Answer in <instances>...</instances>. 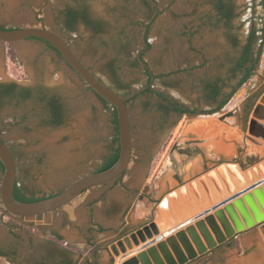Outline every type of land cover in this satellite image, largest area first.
Segmentation results:
<instances>
[{
	"label": "rangeland",
	"instance_id": "374dc122",
	"mask_svg": "<svg viewBox=\"0 0 264 264\" xmlns=\"http://www.w3.org/2000/svg\"><path fill=\"white\" fill-rule=\"evenodd\" d=\"M145 1L151 0H87L90 15L104 22L105 31L98 35L84 25L74 33L64 27L61 10L75 0H0V23L12 28L45 26L63 33L95 75L109 82L106 64L118 55L113 40L129 42L132 58L145 47L144 27L139 25L146 21L149 10ZM238 1L245 4L249 0ZM156 2L160 11L148 36L151 48L144 56L155 73L193 68L203 62V53L211 59L220 54L225 42L222 30L199 29L193 14L203 8L202 0ZM247 15L248 11L243 14ZM188 31L195 32L196 51L191 50L185 36ZM12 47L17 53L15 59L10 55ZM120 58L119 74L130 82L132 90L148 82L144 65L132 67L125 52ZM209 72H216V68L198 67L192 75L173 73L154 85L187 105L208 110L215 104L204 96L199 78ZM0 82L50 86L67 107L65 121L58 126L43 123L42 105L33 101H14L0 110V138L15 151L17 179L28 190L38 195L58 193L95 171L111 152L113 108L46 42L33 38L12 44L0 41ZM263 91L264 55L252 79L213 114H172L160 127L155 119L159 114L145 112L144 107L148 101L157 102L158 97H139L130 104L134 148L126 174L87 189L76 199V208L68 205L43 215L22 217L6 212L0 204V243H16L19 251L35 258L36 249L55 247L74 246L82 254L91 246L87 238H92L101 246L100 261L116 264L119 257L111 249L113 242L152 220L159 227L163 220L168 223L159 201L179 188L178 176L186 184L220 162L248 166L257 159L254 150L263 151L264 141L249 133V121ZM2 177L0 166V187ZM183 205L185 215L180 221L192 214ZM199 205L195 211L201 210ZM51 231L60 233L64 239L59 243L69 241L68 246H40L45 240L43 233L55 238ZM26 260L24 264H31ZM188 264H264V223L238 233Z\"/></svg>",
	"mask_w": 264,
	"mask_h": 264
},
{
	"label": "water",
	"instance_id": "95a60500",
	"mask_svg": "<svg viewBox=\"0 0 264 264\" xmlns=\"http://www.w3.org/2000/svg\"><path fill=\"white\" fill-rule=\"evenodd\" d=\"M155 18L156 15L145 25L142 35L145 47L138 52V58L149 70L151 80L126 95L118 93L100 80L76 53L68 39L58 31L45 26L4 28L0 25L2 42L16 43L24 39L37 38L49 43L96 93L115 107L121 149L119 158L109 168L83 175L54 195L36 201H22L15 195L17 159L11 147L0 138V162L4 167L0 196L8 213L32 217L52 212L76 199L86 189L114 181L128 171L134 148L128 101L148 88H156L154 84L157 75L144 57L151 48L148 33ZM262 104L264 93L255 104L249 121V133L258 136L263 134L260 131L263 125L258 121L259 118L264 119V114L259 112ZM256 126L260 128L256 129ZM222 164L223 162L219 163L217 170H220ZM226 165L229 166L230 163ZM240 166L244 168L242 164ZM211 170H208L206 175L213 180L219 190H223L221 195L218 194L219 200L215 195L211 197L207 195L206 205L205 197L196 191L199 203L203 206L201 210L191 209L192 214L183 217L181 221L172 218L173 226L163 231L158 223L152 220L113 242L111 249L119 257L120 264H188L237 236L238 233L264 222V160L246 168V180L233 189L220 186ZM178 178L182 184L181 178L179 176ZM205 179V173L198 176V180L207 186ZM194 180L189 183L193 184ZM0 264L15 263L0 256Z\"/></svg>",
	"mask_w": 264,
	"mask_h": 264
},
{
	"label": "trees",
	"instance_id": "16d2710c",
	"mask_svg": "<svg viewBox=\"0 0 264 264\" xmlns=\"http://www.w3.org/2000/svg\"><path fill=\"white\" fill-rule=\"evenodd\" d=\"M145 3L149 9L147 12L146 21L141 22L140 24L138 23L143 27H145L147 22L158 11L156 0L145 1ZM201 6H203L201 10L196 9L193 11V14L197 15L196 19L199 22L198 28H207L212 31L222 30L225 41L223 50L217 57L213 59L209 58L206 53H203V62L193 68L182 67L178 71H173L170 73H156V75L157 81H159L160 79H163L164 77L173 73L183 72L192 75L193 69L195 68L209 66V69H213V67H215L216 72L206 73L204 76L199 78L201 91L211 103L215 104V106L208 110H201L199 107L187 105L179 99L156 88H148L128 101L130 109V104L141 96H157V102L148 101L145 103L144 107L145 112L154 111L159 114V117L155 116V119L157 120L160 127L165 126L167 120L172 114H177L178 116H182L184 114H213L216 111L221 110L237 94L239 89L245 83L250 81L256 74L261 63V59L264 55V0H249L245 4L238 3V0H202ZM247 11L248 15L243 16V14ZM154 20L150 24L149 32ZM63 24L70 33L77 32L79 30L80 24H84L87 28L92 30L94 34L97 35L105 31L103 21L94 20L91 18L89 12V3L87 0H75V4H67L66 8L63 10ZM245 27L247 31L244 33L243 29ZM194 34L195 32L191 31L185 32V36H187L191 50L196 51V48L193 45ZM68 41L72 45L70 39H68ZM47 44L51 46L49 43ZM113 45L118 55L110 58L106 64L110 75L109 82L103 81L100 77L98 78H100V80L106 83L113 90L120 94L126 95L129 94L132 89L130 82L123 79L119 74L118 66L121 62V54L124 52L127 54L132 67H140L143 66V64L140 62L138 56L132 58L133 54L129 50V42H125L122 40V38H118V40H113ZM10 55L12 59H15L17 56V53L13 47L10 50ZM143 67L145 69V73L148 76L149 82L151 80V74L145 66ZM1 85L0 110L7 103L14 101H33L42 105L43 123L58 126L65 121L67 107L60 96H48L39 89H34V87H23L17 82L2 83ZM96 94L107 106L113 108L112 123L114 124V146L111 149V152L104 158L101 165L95 170L101 171L109 168L117 161L121 149L117 111L110 102H108L98 93ZM0 166L2 172H4V167L1 162ZM122 176H120L118 179L122 178ZM54 194L55 193L38 195L35 192L28 190L25 186L21 185L17 179L15 195L22 201H36ZM0 204H2L1 200ZM5 211L7 212L6 209ZM99 227L102 229L101 225H99ZM90 230H92V227ZM89 243L91 245V252L95 258H98V253L101 246H97V243L93 242V240H91ZM68 247L67 249L70 251H77V248L74 246ZM0 255L7 256L12 262H15L16 260L15 257L10 256L3 251H0ZM94 263L98 264L97 260L87 261V264ZM68 264H72V261H69Z\"/></svg>",
	"mask_w": 264,
	"mask_h": 264
},
{
	"label": "bare ground",
	"instance_id": "6f19581e",
	"mask_svg": "<svg viewBox=\"0 0 264 264\" xmlns=\"http://www.w3.org/2000/svg\"><path fill=\"white\" fill-rule=\"evenodd\" d=\"M263 106L264 104H262V107ZM262 107L259 111L260 114H264V110H262ZM258 121L261 122L263 125L262 129L260 130L263 134L261 136L251 133L250 134L255 136V138L257 137L264 141V119L259 118ZM255 128L259 129L260 127L256 126ZM227 163H230V165L227 166ZM218 165L219 164H217L214 168H211V174L215 177L220 186H227L228 188L233 189L235 186H239L240 183L246 180V173L242 171V167L240 166V164L236 162H223V164L220 166V170H217ZM207 171L205 172V181L208 184L207 186L202 184V182H200L197 177L195 178L193 184L189 182L184 185L181 184L179 188L172 189L165 196H162L161 200L159 201V207L167 218L169 224L168 228L173 226L172 218L175 220H177L178 218L179 220V218H182V216L185 215V208H183L185 206L183 204L186 205L187 211L189 213L191 212V209L200 207L199 198L196 194V191H199L202 195L204 194L206 197L207 195L211 197L212 195H221L223 193V190H219L214 184L213 180L209 178L208 175H206ZM160 225L163 228L167 227V222L163 220L162 222H160ZM116 264H120L119 259L117 260Z\"/></svg>",
	"mask_w": 264,
	"mask_h": 264
},
{
	"label": "flooded vegetation",
	"instance_id": "af4514ba",
	"mask_svg": "<svg viewBox=\"0 0 264 264\" xmlns=\"http://www.w3.org/2000/svg\"><path fill=\"white\" fill-rule=\"evenodd\" d=\"M159 8L157 13L159 12ZM157 13H155L153 16H155ZM152 16V17H153ZM148 23V22H147ZM0 25L2 27H6L4 25H2L0 23ZM2 83H10V82H0V88H1V84ZM18 83V82H17ZM19 84V83H18ZM23 87H31L34 89H39L41 90V92L45 93L48 96H59L50 86L44 85V84H36V85H23L20 84ZM264 93V91H263ZM262 93V95H263ZM261 95V96H262ZM12 149V148H11ZM16 159L17 156L15 154V151L12 149ZM149 223V222H148ZM147 224V223H146ZM145 225V224H144ZM91 229V226L89 227V230ZM13 234H15L14 232H12ZM16 235L17 239H20V237ZM51 236L55 237V238H51L49 236L45 237V240H42L41 245L40 246H68L69 241H66V243L60 244L59 241L60 239L63 240V236L56 232V231H52L51 232ZM93 240L92 238H87V243L90 245V241ZM18 245L16 243H9V244H4V243H0V251L5 252L6 254L15 257V263L16 264H24V260H26V262H31V264H68L69 261H72V264H74L73 259L70 257V250L67 249V247L65 248H50V249H45V250H40V249H36V252L38 253L37 257L35 258H30V255H26V253L19 251ZM1 256V255H0ZM5 258H8L7 256H2Z\"/></svg>",
	"mask_w": 264,
	"mask_h": 264
},
{
	"label": "crops",
	"instance_id": "0c3cea01",
	"mask_svg": "<svg viewBox=\"0 0 264 264\" xmlns=\"http://www.w3.org/2000/svg\"><path fill=\"white\" fill-rule=\"evenodd\" d=\"M66 6L67 5H65V7L61 10V17H62V21H63V10L66 8ZM91 16V15H90ZM91 18L92 19H94V20H100V19H98V18H93L92 16H91ZM102 21V20H101ZM81 25H84V24H80L79 25V27L81 26ZM85 26V25H84ZM86 27V26H85ZM14 28V27H13ZM87 28V27H86ZM52 29V28H51ZM87 29H89V28H87ZM55 30V29H54ZM57 31V30H56ZM92 31V30H91ZM59 32V31H58ZM59 33H61V32H59ZM63 36H65L63 33H61ZM255 151V153H256V155H257V159L253 162V163H251V165H248V166H244V168H242V171H244L245 172V169L246 168H250L253 164H256L258 161H262V160H264V150L262 151V150H254ZM246 173V172H245ZM201 174H203V173H201ZM247 177V176H246ZM187 184V183H186ZM239 188V187H238ZM85 192V191H84ZM83 192V193H84ZM82 194H80L78 197H80ZM203 196H204V194H203ZM78 197L76 198V199H78ZM76 199H74L73 201H71L70 203H68V204H66V205H64L63 207H65V206H68V205H71V207H73V208H76L77 206H79L78 204H76ZM217 200H219V198L217 199ZM62 208V207H61ZM60 209V208H59ZM76 220V219H75ZM93 222V221H92ZM76 223V222H75ZM77 224H79V220H77ZM160 227L162 228V230H164V229H166V228H168L169 227V224L167 223V227H162L161 225H160ZM49 230V229H48ZM52 232V231H51ZM63 233V232H62ZM69 234V233H68ZM65 235H66V233H65ZM48 235H46V234H42V237H47ZM80 242V241H79ZM209 251H211V250H209ZM208 251V252H209ZM70 253H72L73 255H75V254H78V258H73V257H71L72 259H73V261H74V264H87V261L88 260H97V262H98V264H105L104 262H101L100 261V259H99V257L98 258H92V252H91V246L89 247V249H87L86 250V252H84V253H78L77 251L76 252H73V251H70ZM94 256V255H93ZM6 259H8V258H6ZM9 260V259H8ZM12 262V261H11ZM13 263H15V262H13ZM16 264V263H15ZM94 264H96V263H94Z\"/></svg>",
	"mask_w": 264,
	"mask_h": 264
}]
</instances>
